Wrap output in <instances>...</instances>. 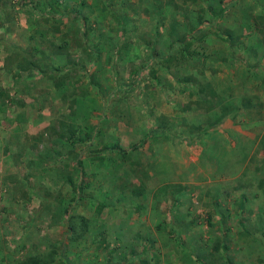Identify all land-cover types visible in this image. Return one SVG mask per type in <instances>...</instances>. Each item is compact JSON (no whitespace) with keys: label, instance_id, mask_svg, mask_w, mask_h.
<instances>
[{"label":"rangeland","instance_id":"374dc122","mask_svg":"<svg viewBox=\"0 0 264 264\" xmlns=\"http://www.w3.org/2000/svg\"><path fill=\"white\" fill-rule=\"evenodd\" d=\"M177 145L214 175L159 177ZM63 245L71 264H264V0L0 3V264H69Z\"/></svg>","mask_w":264,"mask_h":264},{"label":"crops","instance_id":"0c3cea01","mask_svg":"<svg viewBox=\"0 0 264 264\" xmlns=\"http://www.w3.org/2000/svg\"><path fill=\"white\" fill-rule=\"evenodd\" d=\"M222 141L223 140H221V142ZM221 142L219 144H216L213 142L212 144H210V146H208L206 148L211 149L210 152H214V151L216 152L215 146H217V145L220 146ZM198 145L199 144H196L195 146L197 147ZM206 148L200 147L198 149L199 151L196 152L195 150L193 151V149L189 148L188 146L177 145V147H176L177 156H175L174 158H173V156H170L169 159H166L167 163H169V164L173 163V165H171L169 170L164 171L163 173H160L156 167L155 171L159 177H163L164 179L168 178L170 180L171 179L172 180H180V179H183L184 177L188 176L189 174L186 171L187 167L192 168L194 170V172L196 174H198L197 176H201V175L205 176V177L213 176L214 174L212 171L209 172L208 169H206L207 171H204V170H201L200 168L194 166L198 163V161L201 163L204 162L201 160V155ZM220 150H221V148H220ZM224 159H225L227 165H228V161L232 162V164H233L232 165V167H233L232 171L234 172L235 158L230 160L228 157H225ZM162 163H164V161H162ZM219 169L220 170H218V167L216 168V172H215L216 175H221V174L230 175V176L233 175V173L230 172L231 170H228V168H225L224 166L219 167ZM238 170H240V168H238ZM192 174H194V173H192Z\"/></svg>","mask_w":264,"mask_h":264},{"label":"trees","instance_id":"16d2710c","mask_svg":"<svg viewBox=\"0 0 264 264\" xmlns=\"http://www.w3.org/2000/svg\"><path fill=\"white\" fill-rule=\"evenodd\" d=\"M3 0H0V3L2 2ZM84 6V2H80V8L78 10V8H69V9H66V11H64L62 14H65L67 13L68 11L71 12V13H75V14H78L79 16L82 15V7ZM221 12L224 11L223 8L220 9ZM52 15H55V14H52ZM188 38L186 36H183L180 40H177L178 42L182 43V42H187ZM226 115L225 112H222L219 117L217 118V122L215 123H210L208 124V126L205 128L206 130L209 129V128H212L214 126L217 125L218 122H220L224 116ZM76 131L77 129L76 128H72L70 129V136L73 137L74 135H76ZM85 136L88 137L89 134L88 133H85ZM72 141L73 142H76V140L74 139V137L72 138ZM145 141H142L140 143H144ZM106 149H109V150H118L120 153L122 154H125L126 153V149L122 148L121 145L117 144V143H111L107 146H105ZM67 211V210H66ZM60 255L61 257L67 261V263L71 264V261L68 259V257L65 255V245H63V247L61 248V251H60ZM22 264H46V262L42 259H39V258H29L27 259L26 261H24Z\"/></svg>","mask_w":264,"mask_h":264},{"label":"built area","instance_id":"2783aa9c","mask_svg":"<svg viewBox=\"0 0 264 264\" xmlns=\"http://www.w3.org/2000/svg\"><path fill=\"white\" fill-rule=\"evenodd\" d=\"M14 3H17L18 1H20V0H12Z\"/></svg>","mask_w":264,"mask_h":264}]
</instances>
